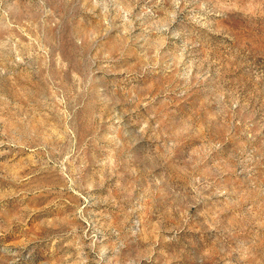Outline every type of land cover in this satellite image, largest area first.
<instances>
[{"label": "rangeland", "instance_id": "1", "mask_svg": "<svg viewBox=\"0 0 264 264\" xmlns=\"http://www.w3.org/2000/svg\"><path fill=\"white\" fill-rule=\"evenodd\" d=\"M0 264H264V0H0Z\"/></svg>", "mask_w": 264, "mask_h": 264}]
</instances>
